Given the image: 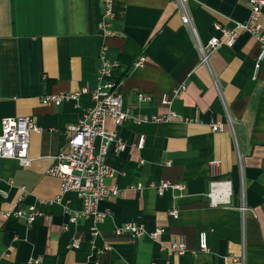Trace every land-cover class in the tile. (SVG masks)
<instances>
[{
    "label": "crops",
    "instance_id": "obj_1",
    "mask_svg": "<svg viewBox=\"0 0 264 264\" xmlns=\"http://www.w3.org/2000/svg\"><path fill=\"white\" fill-rule=\"evenodd\" d=\"M105 1L0 0V134L4 117L30 116L41 129L30 136L29 167L0 158V264H264V58L256 69L257 39L241 32L204 63L177 0H111L110 34L103 36L97 23ZM186 2L202 44L220 36L214 23L232 29L251 12L247 0ZM103 45L106 60L119 64L123 107L148 120H107L126 147L106 156L114 170L108 182L119 193L99 202L106 216L97 221L81 216L79 196L62 194L60 180L47 173L69 127L93 106L91 95L42 98L95 89ZM140 57L144 63L135 66ZM182 84L163 104L162 95ZM163 180L182 189L159 195L151 185ZM32 205L42 212L32 223L5 216ZM126 222L163 232L157 241L116 234ZM174 235L185 237V253L161 248Z\"/></svg>",
    "mask_w": 264,
    "mask_h": 264
},
{
    "label": "built area",
    "instance_id": "obj_2",
    "mask_svg": "<svg viewBox=\"0 0 264 264\" xmlns=\"http://www.w3.org/2000/svg\"><path fill=\"white\" fill-rule=\"evenodd\" d=\"M187 0H177L178 10L181 15L182 23L189 27L193 36L197 39L198 47L201 53V61L208 62L211 53L220 45L226 44L232 46L241 32H248L254 36L259 44V54L255 68L260 67V61L264 58V0H247L251 7L249 17L242 22H237L232 29L222 27L219 23H214L213 28L220 32V36L213 35L206 44H202L195 31L188 8ZM105 15L101 18L97 27L102 31L103 36L110 34L107 28L108 22L105 17H110L112 13L111 0H106ZM107 47L103 45L100 51L101 64L98 68V86L89 90L86 87L65 92L48 94L42 98L43 103H59L62 101L79 100L82 94L89 93L94 102L93 106L86 109L80 120L69 127L70 135L68 137L65 150L53 157L54 162L47 170L51 176L60 180V191L62 194L68 192L76 193L82 201L80 215L83 217H94L97 221H102L105 213L98 209L101 200L119 193L118 187L109 184L108 180L114 175V170L106 163V156L113 150L118 153L125 149V142L118 137V134L107 128V120L113 119L117 122L124 120H133L135 122L147 121L148 117L133 114L130 109L123 107L122 93L118 90L119 80H115L114 71L118 63L109 62L105 58ZM144 63V57H140L135 62V66H141ZM185 89V85H180L170 93L162 95V103L169 104L171 99L179 96ZM143 99L150 100V96L145 95ZM162 117H152V120L159 121ZM2 130L0 134V158L15 159L23 167H29L32 159L29 156L30 136L33 132H39L41 129L36 124L33 117H4L1 119ZM221 123H213V130H221ZM99 143H96V140ZM145 141L144 135H141L137 141V147H142ZM211 165L217 167L218 162L212 161ZM159 195L167 190L182 189V185L177 182L159 181L152 184ZM141 185L138 184V188ZM214 190H211L209 196L212 198ZM59 199V198H58ZM45 203L46 201H42ZM215 201L212 199V203ZM244 209V208H242ZM176 216V211L171 212ZM14 215L18 219H24L27 223H32L42 212L36 206H29L27 209H17L12 213H5V216ZM76 217L72 218L75 221ZM130 233L135 239H141L148 236L157 241L163 229H156L149 232L143 225L133 222H126L116 227L115 233ZM74 247L79 246V240L73 243ZM162 249H169L175 254H183L188 250L186 239L183 235H174L168 245L161 243ZM199 248L201 251L207 250L206 232L199 235Z\"/></svg>",
    "mask_w": 264,
    "mask_h": 264
}]
</instances>
